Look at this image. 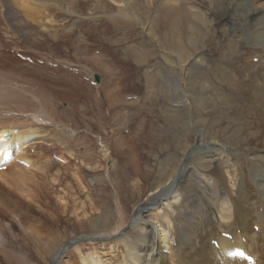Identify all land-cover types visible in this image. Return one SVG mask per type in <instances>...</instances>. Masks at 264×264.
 Returning <instances> with one entry per match:
<instances>
[{
  "label": "rangeland",
  "instance_id": "374dc122",
  "mask_svg": "<svg viewBox=\"0 0 264 264\" xmlns=\"http://www.w3.org/2000/svg\"><path fill=\"white\" fill-rule=\"evenodd\" d=\"M13 1L5 0L4 4L8 2V7L5 10H1L0 8V18H3L1 16L3 14L14 24L16 23L15 26L12 23L7 24V26L10 25V31L7 27H4L2 24L0 25V91H2L0 96H4V99L0 97V101L3 100L2 103L0 102V114L10 115L12 113H19L23 118H26L27 116L25 115L31 113H42L44 117H46L45 113H49L50 117L52 116L51 120H54L49 122L56 123L57 125H65L67 128L75 131V136L71 138L72 140L66 139L67 141L65 140L64 144L63 134L61 135V132H58L54 127L40 126L38 128L35 123H31V121L25 122L24 119V124L30 127L31 130H35L34 132L37 135L33 137L35 135L34 132H30L31 137L29 138L31 140L25 142L27 148H24L25 146H22L21 149L14 148L13 155L14 158L19 160L31 159L32 163L34 162V165L37 167L36 171L31 168H25L27 171L24 174V170L20 168L21 166L14 162L10 166L8 165L7 171L0 172V264H49L50 257L58 247H62L77 236L83 238V240L89 238L81 234L91 233L92 231L90 229L96 223V219L101 215V212L114 208L115 204L111 200L113 196L111 187L107 186L103 180V174L109 166H114V163L116 165L118 164V178L120 179H115V181L119 187V204L123 212L125 210L129 212L132 210L133 204L142 200L141 191L145 188L149 190L150 184L154 180H158L159 165L167 161L169 154H182L178 150V147L185 145V141H188L190 134H188V131H192V129L188 128V90L196 85L194 82L193 86H188V73L183 74L179 68L168 69L170 65H166L167 58L162 54L159 55L160 48H163L162 50L165 53H172V50L169 45L164 44L163 39L158 40V48H153L151 46L154 45L149 44L147 41L148 38L143 34L144 45L149 50L155 51L156 59H152L151 65H154V73L158 74L157 77L154 75V79L152 76L150 80L145 81L140 77V74L143 76L145 68L143 67L142 73L140 69L141 65L137 62L139 59V55L137 54L138 49L145 50V48L136 39L137 37H130L131 33H129V36H126L125 33L123 35L121 30L116 31V26L115 28L114 26L108 28L109 25L101 28L103 30L97 29L94 26H79L78 31H75L77 29L76 20H81L84 17L101 19L106 23L107 19L102 15L104 14L106 16L114 13L119 8L118 5L110 1L105 0L107 4L102 5L100 11L92 7L95 3H85L82 6V17H79L77 14L68 16L61 13L70 19V21L64 18H55L53 20V18H47L42 15V19L35 16L38 21L35 19L33 22L34 16L29 14V16H26L24 12L26 8L32 10L36 6L30 0H24L26 2L22 0ZM205 1L203 0L205 4H202V0H195L197 2L196 10H202V15L208 13L207 16L209 14L212 16L215 14V9ZM223 1L225 3L231 2L230 0ZM263 1L260 0L261 3ZM76 3L80 5V0H77ZM232 3L236 5L235 2L232 1ZM20 4L21 7L23 6L22 8L18 7ZM0 5L3 6L1 3ZM72 8L74 7L70 4L67 6V9ZM102 8H106L103 14L101 12ZM246 10L249 11L250 8H246ZM78 11L79 8L77 9ZM30 16L32 20H29L31 19L29 18ZM99 16L101 17L98 18ZM211 16L209 18H212ZM233 19L235 26L232 29L231 35L235 36L234 34H236L238 49H242L240 50V53H242L252 44L242 39L245 30L243 32L240 23L244 22V17L236 13ZM50 20L53 24L60 26L58 28L59 30H57V35H55L57 38L48 34L47 29H43L50 28L48 32L51 33L54 31L55 34L56 29L48 23ZM35 21L37 22L34 23ZM246 25L250 28L249 30L254 29V25L249 22H246ZM61 28H64V30ZM70 28L72 29L70 30ZM202 28L203 26H200V29L203 31L204 29ZM32 29L34 33H38L36 30L43 29L44 33L38 37L40 41L37 38L31 45V42L29 43L27 40L22 41L21 39L24 36H28L29 33L27 31ZM216 29L217 31L214 32L216 35L213 33L210 34L212 35L211 37L209 34L204 36L208 39L205 38V48L200 43L194 44L191 43L193 41L188 42L189 33L186 30L184 31V29L176 33V36L178 35L176 38L181 41L185 36L182 45L179 43V46L183 47V51H185V54L187 53L186 55L190 52L197 53L199 49H203L204 53L202 54L206 55L204 58L208 61L209 68H212L215 64L217 65L218 62L228 63L227 61L230 64L237 63L239 69L249 66V61L245 54L247 52L238 55L239 59L236 54H231L233 50H236V46L230 52L232 49L230 44H228L230 32L222 35L220 32L222 27L218 26ZM234 29L238 30L235 31ZM113 30L118 34H122L118 36ZM5 31H8V33H5ZM65 31L76 33L74 35L75 40ZM79 31L84 33L83 37H77ZM196 33L198 34V32ZM6 34L9 38H7ZM16 39H18V43ZM80 39L82 40L80 41ZM114 40H117L118 43L114 42ZM79 43L82 44L80 45ZM129 47L134 49V53L124 51V49H128ZM13 48H16L17 51H14ZM74 48H80L79 50L77 49L80 53L76 52L77 50ZM89 48L90 51L87 53ZM100 49H104L108 52V55L116 59L115 64L118 68L114 69L116 70L115 73L121 71V73L126 74L125 76L128 75V78L123 76L124 78L120 82L118 79H116L117 81L113 80L110 82L113 76L108 74L110 70L104 72L100 70L101 62L100 65L95 63V66L94 61L90 60V56L97 57L93 52L99 53ZM81 51L86 53L82 54ZM178 51L172 55L175 54L177 56L182 49ZM129 53L130 55H127ZM131 57L132 59H130ZM221 58L224 59L222 60ZM241 58L243 59L241 60ZM168 59L169 61L172 60L175 65H178L176 59ZM98 60L100 61V59ZM210 61L213 62L211 63ZM136 63H138V66ZM80 66L83 69L89 70V73L92 75L84 72V70V75H81V77L80 75L77 76L74 74L77 70L80 71ZM165 72L169 73L165 77H162L161 75H164ZM95 75L99 76L97 86L96 84L93 85V83H96L94 79ZM212 75V71H210V74L197 71L195 81L199 82L203 78V80L212 82V85L215 87V81L217 79L214 81L213 77L215 75ZM98 86H102L101 90ZM116 90L122 93L117 96V93L116 95L114 93ZM100 96L103 99L99 98ZM198 100V98L195 100L196 108ZM185 103L187 106L184 105ZM171 104L177 106H172V109L176 108L173 112L174 114L167 112L171 111ZM80 105L85 106L84 108L86 110L83 115L84 118L81 116V119L79 118L80 121H76L73 117H75L74 113L77 112ZM99 108L102 110L101 112L98 110ZM83 110L79 109L78 111ZM235 111L227 112L221 110L218 114L213 115L212 119L207 120L201 127V130L207 132L209 130L213 131V126L215 125H218L215 129H218L220 126L228 127V125H232V129H241L243 135L249 134L251 129L256 126V123L258 124V119L251 116L249 111ZM127 115L132 116V120L129 119L131 120L129 123L125 122V118H128ZM118 118L124 119L120 126L116 124ZM41 119L48 120V118ZM138 120L141 122L142 132L138 131L140 128L138 127ZM253 120L256 121L253 122ZM3 121L1 123L8 124L7 121ZM16 121L22 122L20 117L16 118ZM172 121L176 126L173 125ZM145 128L147 130H144ZM227 136L229 135H226L224 132L217 134V138L223 142L230 141V138ZM97 137L99 141H97ZM40 138H42V141L39 140ZM117 139L125 141L127 146L132 144L139 145L141 142L142 144H146L147 141V144L149 143V146L151 145L149 148L143 149L144 152L140 155L135 153L137 152L135 146H132L133 149L131 148L132 154L134 153L137 161H139L137 163L140 164V170L146 168L151 171V178L148 173V184L142 183L143 178L145 179V174L142 173L141 176L139 175L137 181H135V176L131 174V167H128L129 164L125 165L126 168H124L123 162L120 161V152L123 148L115 144ZM40 142L48 143V145L43 146L37 144L39 146L37 147L35 143ZM99 142H103L102 145L106 144V148H109L108 151L111 154V160L107 159L108 162L101 156ZM26 143L30 144L26 145ZM57 157L64 162L58 160ZM40 162H42L41 165ZM187 163L188 160L186 161ZM87 164H91V166ZM45 168L47 170L43 173L41 169ZM18 170L23 171L21 176H25V178L23 176V180H20V182L17 176H14ZM11 173L14 174L12 175ZM182 173L184 175L180 177L184 178L185 176L186 178L188 172L182 171ZM92 177L95 181V190L93 187L89 188L87 184ZM16 178L18 181L15 180ZM157 180L156 182L159 181ZM13 182L14 184H12ZM105 227H107L106 231H108L109 226L106 225ZM111 239L112 237H110V240L104 238L97 241L80 240L78 244H76L78 239H73L72 241L75 240L74 244L76 246L73 244L64 253L58 264H84L83 261H86L87 264H92L91 262L95 264L94 260H97V258L102 260V264H109L108 259L116 253H119L117 246L113 242H110ZM48 240H52V242L50 243ZM117 240L115 238V242ZM92 243L93 245L91 246ZM108 254H111L109 258L107 256Z\"/></svg>",
  "mask_w": 264,
  "mask_h": 264
},
{
  "label": "bare ground",
  "instance_id": "6f19581e",
  "mask_svg": "<svg viewBox=\"0 0 264 264\" xmlns=\"http://www.w3.org/2000/svg\"><path fill=\"white\" fill-rule=\"evenodd\" d=\"M4 1L5 0H0V3L3 4V6L0 5L1 10H5L9 5L7 4L8 2L4 4ZM14 1L16 2V0ZM30 1L36 6V8L32 10L26 8L24 15L34 16L33 20L31 16L29 17L31 18L29 20H32V22L37 19L35 16L42 19V15L47 18H53V20L55 18L68 19L64 15L71 16L77 14L79 17H82V6H84L85 3H95L92 7L97 11L101 10L102 5L107 4L105 0H80V5H77V0ZM107 1L118 5L119 8L114 13L106 16L103 14L106 8H102V16L106 17V23L101 19L84 17L81 20H76L77 29L75 31H78L79 26H94L97 29L103 30L101 28L109 25L108 28L113 26L115 28L116 26V31L121 30L123 35L125 33L126 36H129V33H131L130 37H137L136 39L142 43V47L145 48V50L138 49L137 51V54L139 55L137 62L141 65L140 69L142 73L143 67L145 68L143 76L140 74V77L145 81L150 80L152 76L154 79L158 74L154 73V65H151L152 59H156L155 51L149 50V48L144 45V36L148 38L147 41L149 44L151 43L154 45L151 46L153 48H158V40L163 39L164 44L169 45L172 50V53H165L162 50L163 48H160L159 55L162 54L167 58L166 65H170V67L168 68L167 66V68H179L183 74L188 73V86H193L194 82L196 85L188 90V128L192 129V131H188V134H190L188 136V141H185V145L178 147V150L181 151L182 154L171 153L169 154L167 161L164 163L160 162V170L157 175L159 181L157 179L158 182L154 180L150 184L149 190L148 188H145L141 191L142 200L140 199V202L133 204L132 210L129 212L126 210L123 212V209L120 208L119 204V187L118 183L115 181V179H120L118 178V164L116 165V163H114V166H109L103 174V180L107 186L111 187V193L113 195L111 200L114 202L115 206L113 209H106V211L101 212V215L96 219V223L90 229L92 231L91 233L81 234L82 236L86 235V237L89 238L83 240V238L77 236L72 238V240L78 239V242H76V244H78L80 240L97 241L102 238L110 240V237H112L110 242H113V244L117 246L119 253H116L108 259L109 264H250L243 258L237 256L239 250L253 256V264H264V1L261 3L260 0H230L231 2L225 3L223 0H206L208 5H212L215 9L216 15L213 14L212 16L211 14L207 16L208 13L202 15V10L197 11V2H195V0H188V2L187 0ZM232 1L235 2L236 5H233ZM201 3L205 4L203 3V0ZM69 4L74 8L67 9ZM18 7H21V4ZM78 8L79 11L77 12ZM246 8H250V10L247 11ZM44 12L46 13L44 14ZM236 13H239L244 17V22L240 23L243 32L244 30L246 32H244L242 39H244L245 42L249 41L252 44L242 53H240V50L242 49H238L239 46L236 34H234L235 36L231 35L232 29L235 26L233 18ZM1 16L3 18H0V25L2 24L4 27H7V29L10 28V25L7 26L8 23H12L13 26L16 25V23L14 24L11 20L7 19L5 15L1 14ZM209 16L212 18H209ZM100 17L101 16L98 18ZM68 21H70V19H68ZM246 22L254 25V29L249 30L250 28L247 27ZM48 23L56 29L55 34L54 31H52L53 33L48 32L50 28L43 29H47V33L50 35H57V30H59L58 28H60V26L53 24L51 20ZM200 26H203V31L200 29ZM218 26L222 27L220 30L222 35H225L226 32H230L228 40V44L232 47L230 52H232L233 48L236 46V50H233V53L231 54H236L238 58V55L247 52L245 54L249 61V66H244L245 68L239 69L237 63L230 64L229 61H227L228 63L218 62L217 65L215 64L212 68H209V63L204 58L206 55L202 54L204 53L203 49H199L197 53L190 52L186 55L187 53L185 54L183 47L179 46V43L182 45V41L185 39L184 36L181 41L177 40L176 37L178 35L176 36V33L179 30L184 29V31L186 30L189 33L187 39L188 42L193 41L191 43L194 44L200 43L203 47L205 45V40L207 39L204 36L213 34L217 31L216 28ZM43 29L36 30L38 33H34L33 29L29 30L30 32L27 31L29 33L28 36H21L23 38L21 40H27L29 43L31 42L32 45L33 41L43 35ZM61 29L64 30V28ZM71 29L72 28H70V30ZM234 30L236 31L238 29ZM65 32L68 33V35H71V38L74 39L76 33H70V31ZM196 32H198V34ZM5 33H8V31H5ZM78 33L79 35H77V37L84 36V33H81L80 31ZM15 34H17V32H15ZM121 34H118V36ZM194 36L196 37L194 38ZM211 36L212 35H210V37ZM7 38H9L8 35ZM105 38L107 39L106 36ZM18 39L20 38L18 37ZM18 39H16V42ZM38 39L40 41V38ZM81 40L82 39H80V41ZM117 40H114V42L118 43L119 40ZM127 43H129V41H127ZM80 45L79 47H81ZM180 47L182 49L181 52H179L181 50ZM90 48L87 53H89ZM129 48L124 49V51L127 53H134V49ZM13 49L14 51H17L16 48ZM77 49L78 48L75 50ZM78 50L76 52H79ZM99 51V53L92 51L97 57L90 56V60L94 61V65L95 63L100 65L101 62L100 70H103L104 72L110 70V73L107 72L109 75H113L110 82L113 80L117 81L116 79H118L119 82L122 81L124 78L123 76L126 74L121 73V71L115 73L116 70L114 69L118 68L115 64L116 59L113 56L108 55V52L104 49H100ZM177 51L181 55L179 53L178 55L176 54L177 56H175V54L172 55ZM81 52L82 54L86 53L84 51ZM127 55H130V53ZM97 58L100 59V61ZM168 58L176 59L178 65H175L172 60L169 61ZM130 59H132V57ZM221 59L223 60L224 58ZM242 59L243 58H241V60ZM254 60H256V62H254ZM154 62L158 63L157 61ZM138 63H136V65ZM80 68V71L75 70L76 73L74 74L77 76L80 75L81 77V75H84V72L89 73V70L83 69L81 66ZM197 71L206 72L208 74L212 71L213 75H215V77H213L214 81L217 79L215 81L216 86L214 87L212 82L203 80V78L202 80H199V82H196ZM167 73L169 72H165L164 75L161 76L165 77ZM117 76L118 78H116ZM125 77L128 78V75ZM98 87L101 90L102 86ZM1 92L2 91H0V93ZM114 93L115 95L117 93V96H119L122 92L116 90ZM0 97L4 99V96ZM99 98L102 97L100 96ZM197 98L199 100L196 108L195 100ZM2 101L0 102L2 103ZM184 105L187 106L186 103ZM172 106L177 107L176 105L171 104V111L167 112L174 114L173 112L176 108L172 109ZM84 107L85 106L80 105L79 109L84 110L78 111V109V113H74L75 117L73 118H75L76 121H80L81 116L84 115L86 110ZM220 109L227 112H234L235 110L241 112L249 111L251 116L258 119V124L256 123V126L251 129V132H248L249 134L246 133L247 135H243L241 129H232V125H228V127L220 126L218 129H215L216 126H218L215 125L213 126V131L209 130L207 132L201 130V127L207 120L212 119L213 115L221 112ZM98 110L100 112L102 111L100 108ZM45 114L46 117H44L42 113H31L25 115L27 116L26 118H23L19 113H12L10 115L0 114V166L7 165L6 167H8V165L13 164L14 162H22L29 169L31 168L36 171L37 166L34 165V162L32 163L31 159L19 160L14 158L13 155V149H21L22 146H25V142L31 140L29 138L31 137V134L29 133L35 131L31 130L30 127L24 124V119L25 122L31 121V123H35L38 128L40 126L54 127L58 132H61V135L63 134L64 144L66 139L72 140L71 138L75 136V131L67 128L65 125H57L56 123L49 122L54 120H51L52 116L50 117L49 113ZM19 117L23 123L16 121V118ZM108 117L111 119L110 116ZM127 117L128 118H125V122L129 123L132 120V116L127 115ZM41 118H48V120H42ZM82 118H84V116ZM1 119L7 121L8 124L1 123ZM123 121L124 119L122 120L121 118H118L116 124L120 126ZM255 121L253 120V122ZM138 125V127H140L138 131L142 132L140 121ZM144 130H147V128ZM221 132L229 135L227 137L230 138V141L228 139V142L220 141L217 138V134ZM34 134L33 137H36L37 134L35 132ZM39 140L42 141V138ZM97 141H99L98 137ZM147 142L146 144H142L141 142L139 145L132 144L130 146H127L125 141L121 139H117L115 142V144L123 148L120 152V161L123 162L124 168H126L125 165L129 164L128 167H131L132 173L129 172L135 176V181H137L139 175L141 176L142 173L145 174V179L143 178L142 180L143 184H148V177L151 174V171L146 168L140 170V164L137 163L139 161H137V157L134 156V153L132 154L131 148L132 146H135L137 149V152L135 153L140 155L144 152L143 149L151 146H149V143L147 144ZM29 144L30 143H26V145ZM35 144H41L43 146L48 145V143L41 142ZM102 144L103 142H99V150L102 158L104 160H111V154L108 151L109 148H106V144ZM37 147L39 146L37 145ZM24 148L27 147L25 146ZM70 156L72 155L70 154ZM57 159L61 160L58 157ZM187 160L188 165L186 164ZM41 163L42 162H40V165ZM120 164L123 166L122 163ZM19 165L21 166L20 168L24 170L25 174L27 170L21 164ZM87 165L91 166V164ZM46 170L47 168L41 169L43 173H45ZM182 171L186 173L188 172L186 178L185 176L184 178L180 177L184 175ZM22 173L23 171L18 170L16 175H14L17 176L19 182L20 180H23L24 175L21 176ZM151 177L152 175H150V178ZM178 177L180 178L176 179ZM17 178L15 180H17ZM140 178L142 179V177ZM12 184H14V182ZM87 184L89 188H94L95 181L93 180V177L87 182ZM106 225L109 226L108 231H106ZM254 227L257 228V231L254 230ZM225 234L230 235L231 239L225 238L223 236ZM115 238L118 239L116 242ZM72 240L69 242H71L73 246L75 240ZM48 241L50 243L52 242V240ZM212 242H215L217 246L213 245ZM76 244L74 245L76 246ZM65 245L66 244L62 247H58L56 251L53 252L49 264H52L57 258H59L58 263L60 262L62 256L66 252L62 251ZM92 245L93 243L91 246ZM110 255H107L108 258ZM95 260V264H102L100 258H97L96 261ZM83 263L87 264L86 261H83ZM91 263L94 264L93 262Z\"/></svg>",
  "mask_w": 264,
  "mask_h": 264
},
{
  "label": "water",
  "instance_id": "95a60500",
  "mask_svg": "<svg viewBox=\"0 0 264 264\" xmlns=\"http://www.w3.org/2000/svg\"><path fill=\"white\" fill-rule=\"evenodd\" d=\"M95 80H96V81H99V77H98L97 75H95ZM66 246H67V247H66ZM65 247H66V248H65ZM65 247H64V249H63L62 251H66V250L70 249V248L72 247V243L69 242L68 244L65 245ZM58 259H59V258H57V260H55L52 264H57V263H58Z\"/></svg>",
  "mask_w": 264,
  "mask_h": 264
}]
</instances>
